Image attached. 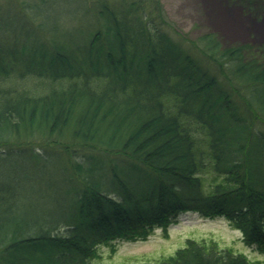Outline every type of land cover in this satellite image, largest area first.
Wrapping results in <instances>:
<instances>
[{
    "label": "trees",
    "instance_id": "obj_1",
    "mask_svg": "<svg viewBox=\"0 0 264 264\" xmlns=\"http://www.w3.org/2000/svg\"><path fill=\"white\" fill-rule=\"evenodd\" d=\"M48 4L0 0V264H93L186 211L264 251V60L217 35L185 47L143 2L85 4L96 30L74 33L36 20ZM150 261L261 264L205 239Z\"/></svg>",
    "mask_w": 264,
    "mask_h": 264
},
{
    "label": "rangeland",
    "instance_id": "obj_2",
    "mask_svg": "<svg viewBox=\"0 0 264 264\" xmlns=\"http://www.w3.org/2000/svg\"><path fill=\"white\" fill-rule=\"evenodd\" d=\"M15 1L18 7H25L21 10L22 13L32 15L34 9L30 8V5H41L45 0ZM84 1L85 4H89L88 8L90 4H95V7L99 3L109 6L113 2V0ZM135 1L144 3L140 5L142 9L145 8V18L149 19L147 20L149 27L160 28L161 32L170 35L173 40L185 47L192 40L199 43V40L205 35H217L222 48L245 46L247 47L245 51L247 57L264 60V0ZM85 4L81 0H59L58 2L49 0L48 5L41 6V9L37 11L36 20L41 18V22L46 26L58 22L65 32H72V27L79 28L82 25L86 27L84 29L94 32L96 28L91 26L93 19L91 16L85 15L87 8ZM231 11L240 14L241 28L239 30L235 29L236 25L232 23L233 18L230 19L228 16ZM184 39L187 42L184 43ZM24 82L23 86L31 90L38 91L40 89L39 81L36 79ZM32 147H38V145L33 144ZM10 164H14V162ZM7 165L8 163H3L1 167H5L4 170L8 171ZM23 169L35 176L33 181L28 182L31 183L30 187L32 188L39 186V183L48 176L44 170H38L29 164ZM12 174L9 173V175ZM58 184L62 185L60 181ZM26 188L29 189L28 185ZM62 189L63 187L58 190V193L54 192L59 200V193L63 191ZM187 239L216 241L221 248L233 249L236 253L246 254L250 259L264 264V251L257 246L247 245L243 241L242 233L231 226L225 217L219 215L208 217L198 212L181 214L166 229L155 228L145 240H116L113 244L101 245L99 256L96 257L93 264H133L134 262L148 264L151 262L150 260L155 261L174 254L180 247L186 245Z\"/></svg>",
    "mask_w": 264,
    "mask_h": 264
},
{
    "label": "bare ground",
    "instance_id": "obj_3",
    "mask_svg": "<svg viewBox=\"0 0 264 264\" xmlns=\"http://www.w3.org/2000/svg\"><path fill=\"white\" fill-rule=\"evenodd\" d=\"M228 16H230V19L233 18L232 23H234V25H236L235 29L239 30L241 28L240 21H239L240 14L238 12H232L231 11L230 13H228Z\"/></svg>",
    "mask_w": 264,
    "mask_h": 264
}]
</instances>
